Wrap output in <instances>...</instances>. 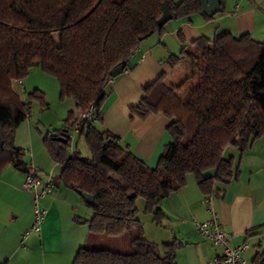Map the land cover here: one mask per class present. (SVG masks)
Wrapping results in <instances>:
<instances>
[{"label": "trees", "instance_id": "obj_1", "mask_svg": "<svg viewBox=\"0 0 264 264\" xmlns=\"http://www.w3.org/2000/svg\"><path fill=\"white\" fill-rule=\"evenodd\" d=\"M198 2L0 0V174L8 166L24 175L28 172L13 139L28 117V99L47 107L38 91L20 101L11 81H23L38 67L57 81L61 101L70 99L76 110L85 111L91 104L98 109L106 84L113 79L111 71L125 69L141 41L162 33L163 27L157 26L161 4L169 5L173 19L194 14L207 19ZM180 56L176 60L188 63L192 79L170 87L161 76L143 89L137 105L128 108L131 116L162 114L171 121L166 132L171 140L155 168L91 125L80 130L90 158L66 151L70 139L61 144L51 134L42 138L53 161L62 166L59 182L94 198L88 206L93 215L85 221L89 236H129L127 253L92 250L85 244L72 264H176L179 244L158 246L144 238L137 199L143 200V212L152 215L153 224L160 226L165 217L161 202L183 187L188 175L194 176L204 195L216 197V184L226 185L236 176L233 158L224 159V150L238 142L245 151L264 135V42L221 32L212 40H196ZM194 78L195 85H190ZM74 122L71 113L64 128L69 131ZM251 264H264V248Z\"/></svg>", "mask_w": 264, "mask_h": 264}, {"label": "crops", "instance_id": "obj_2", "mask_svg": "<svg viewBox=\"0 0 264 264\" xmlns=\"http://www.w3.org/2000/svg\"><path fill=\"white\" fill-rule=\"evenodd\" d=\"M222 3L223 11L211 18L205 19L201 14L172 18L163 26L161 34L141 41L123 72L113 78L112 83L106 84L105 97L96 109L97 119L91 126L98 133L115 137L122 148L151 169L156 167L165 145L171 140L166 133L171 121L162 114H151L144 119L131 116L128 108L143 99V89L161 76L167 86L177 87L185 69L180 68L183 60H176V57L180 58L182 51L191 49L200 38L212 40L218 33L229 32L235 38L248 35L256 42H264V0H224ZM21 88L11 87L24 101L25 95L30 93L24 80ZM34 91L44 99L39 88ZM69 101L60 103L61 106L67 104L66 114L69 117L72 113L75 120L77 110L73 101L65 103ZM44 105L50 108L46 102ZM30 119L31 114H28L17 128L14 144L22 150L27 167L32 166L37 177L53 181L54 192L39 202L46 210L40 233L29 235L21 244L22 235L33 221V213H25L23 202L26 198L27 204L33 203L32 196L22 190L23 173L9 166L1 172L0 264H72L76 252L88 241L90 232L85 221L93 214L75 191L59 182L62 166L56 164L46 151L42 139L45 135ZM69 133L72 134L70 140L76 135L82 137L80 132L71 129ZM52 134H57L56 130ZM222 157L233 158L236 176L226 185L216 184L218 194L214 209L229 247L247 244L246 256L251 264L264 248V135L245 151H241L238 142L234 143L224 150ZM196 183L194 176L188 175L185 185L161 202L165 216L161 225L144 231V238L152 244L161 246L176 242L180 245L176 251V264H205L220 254L219 249L212 248L198 235L191 223L209 218L202 204L204 194ZM130 235L134 237L136 231Z\"/></svg>", "mask_w": 264, "mask_h": 264}, {"label": "rangeland", "instance_id": "obj_3", "mask_svg": "<svg viewBox=\"0 0 264 264\" xmlns=\"http://www.w3.org/2000/svg\"><path fill=\"white\" fill-rule=\"evenodd\" d=\"M178 1V0H176ZM184 70V75L178 86L184 81L186 78L192 79V70L189 68V65L183 59V64L180 67ZM40 68L35 67L33 70L28 74L29 76L24 79L25 87L27 88V92H34L36 88L45 95L44 99L46 104H49L50 108H41L37 100L28 99L29 101V109L27 114H31V123L34 124L40 131L44 133V135L51 134L53 131H59L65 127V121L68 119L67 111V104L60 103V96H59V87L57 86L58 83L55 81L54 78L42 74L39 70ZM197 80L194 78L190 81V85H195ZM11 86L14 85V81L10 82ZM15 86V85H14ZM173 86V85H171ZM29 93V94H30ZM179 97L182 98V94L177 93ZM27 95L25 98L27 99ZM70 100V99H69ZM66 100V101H69ZM20 101H23L22 99ZM71 101V100H70ZM65 103H71V102ZM40 107V108H39ZM41 110V111H40ZM87 145L84 141L83 137L74 136L72 140H70L67 150L69 153L78 152L82 157L90 158L91 154L90 151L87 149ZM39 178V177H38ZM42 179V178H41ZM55 179V178H54ZM23 197V196H22ZM25 202V213L30 215L33 213V204H27L26 198H24ZM136 206L138 208V218L140 220V224L145 232H149L154 229L155 224H153V217L149 213H145L144 211V202L142 199L138 198L136 201ZM128 234H124L119 237L109 238V237H99V236H89L88 241L85 245L86 248L89 249H106L110 250L111 252H118L121 254L127 253L129 249L128 245Z\"/></svg>", "mask_w": 264, "mask_h": 264}, {"label": "built area", "instance_id": "obj_4", "mask_svg": "<svg viewBox=\"0 0 264 264\" xmlns=\"http://www.w3.org/2000/svg\"><path fill=\"white\" fill-rule=\"evenodd\" d=\"M113 79L108 80V83H112ZM14 85L19 88L22 87V81H14ZM21 92L24 93V89L21 88ZM97 111L94 104L89 105L85 111L77 110L75 122L73 123L72 132H80L81 129H85L92 123L96 122ZM72 134L69 133V139ZM24 181L22 184V190L32 196L33 200V221L30 228L25 231L21 237V244L26 237L31 234H39L41 231V225L45 219L46 210L40 207V200L44 197H49L54 192V183L48 179H41L37 177L36 171L32 166L28 167V172L24 175ZM214 194L203 195L202 204L204 209L209 215V218L205 221H191L193 223L195 231L198 235H201L212 248L219 249L220 254L209 259L205 264H249L246 253L249 251L247 244L239 245L236 247H229L226 234L220 227L218 222L219 217L215 208V196Z\"/></svg>", "mask_w": 264, "mask_h": 264}, {"label": "water", "instance_id": "obj_5", "mask_svg": "<svg viewBox=\"0 0 264 264\" xmlns=\"http://www.w3.org/2000/svg\"><path fill=\"white\" fill-rule=\"evenodd\" d=\"M221 0H199L198 4H200L202 13L204 16H208V18L213 17V15H216L218 13H221L223 9L221 8ZM172 14L169 9V5L161 4V16L157 20V26L159 28L163 27L168 21L172 20ZM124 70V66H119L118 68L114 69L110 73L111 78H116L118 75H120ZM69 137V131L66 129L61 130L57 134H52L51 139L53 141L59 142L61 144H66L67 139ZM3 142L0 141V148L2 147ZM78 195L81 196L83 199L82 201L85 202L86 205L90 206L93 203V196L81 193L79 191L76 192ZM130 198H134V195H132Z\"/></svg>", "mask_w": 264, "mask_h": 264}]
</instances>
